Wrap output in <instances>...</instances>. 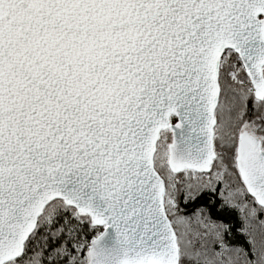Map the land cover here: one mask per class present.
Returning a JSON list of instances; mask_svg holds the SVG:
<instances>
[{
	"label": "snow or ice",
	"instance_id": "obj_1",
	"mask_svg": "<svg viewBox=\"0 0 264 264\" xmlns=\"http://www.w3.org/2000/svg\"><path fill=\"white\" fill-rule=\"evenodd\" d=\"M0 264H264V0H0Z\"/></svg>",
	"mask_w": 264,
	"mask_h": 264
}]
</instances>
